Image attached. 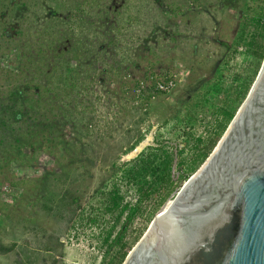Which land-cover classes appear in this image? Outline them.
I'll return each instance as SVG.
<instances>
[{
  "label": "rangeland",
  "instance_id": "rangeland-1",
  "mask_svg": "<svg viewBox=\"0 0 264 264\" xmlns=\"http://www.w3.org/2000/svg\"><path fill=\"white\" fill-rule=\"evenodd\" d=\"M258 15L264 0H22L0 20L1 75L18 72L20 37H68L76 77L48 115L66 125L70 160L40 182L36 177L51 161L25 168L16 187L0 174V264H111L98 232L74 229L76 211L92 201L114 164L137 157L132 153L142 143L143 150L159 141L179 144L182 158L194 155L195 140L206 141L213 131L214 112L234 99L250 73L248 48L236 45V35L241 21L251 24ZM150 73L153 82L175 78L178 84L149 103L137 102L135 85ZM123 191L135 203L133 187L125 183ZM150 205L129 229V243L142 233L134 247L164 206L149 220Z\"/></svg>",
  "mask_w": 264,
  "mask_h": 264
},
{
  "label": "trees",
  "instance_id": "trees-1",
  "mask_svg": "<svg viewBox=\"0 0 264 264\" xmlns=\"http://www.w3.org/2000/svg\"><path fill=\"white\" fill-rule=\"evenodd\" d=\"M21 1L0 0V20L14 11ZM54 12L48 17V23L52 22ZM251 21V24L247 19L241 21L236 35V45L245 44L248 48L252 59L250 73L234 99L214 112L213 131L206 141L201 138L195 140L194 155L190 159L182 158L185 151L179 144L159 141L150 145L134 159L114 164L106 182L94 192L92 201L76 211L72 222L74 229L86 225L98 232V242L107 248L111 264L124 263L134 242L142 235L139 233L135 241L129 243V229L137 219L145 216L150 204L153 207L151 220L155 212L178 191L181 182L187 181L206 161L235 117L238 105L246 99L264 61V15L253 17ZM49 25L45 28L48 33L53 29ZM8 36L12 40L16 38L12 34ZM42 38L46 42L41 41ZM74 48L68 43V37H40L37 41H25L20 37L18 50L22 57L18 72L9 71L5 76L0 74L5 82L0 88V174L14 187L21 184L22 176L18 172L25 168L40 167L45 161H51L44 175L36 177V182H40L52 168L58 169L70 160L64 136L66 125H62L58 118L50 119L48 115L55 111V98L59 95L67 98L71 86L75 85L72 68ZM150 76L151 73L145 80ZM213 91H220L217 84ZM151 99L147 95L144 102L149 103ZM66 107L63 104L62 108ZM125 183L136 192L135 203L126 200Z\"/></svg>",
  "mask_w": 264,
  "mask_h": 264
},
{
  "label": "water",
  "instance_id": "water-1",
  "mask_svg": "<svg viewBox=\"0 0 264 264\" xmlns=\"http://www.w3.org/2000/svg\"><path fill=\"white\" fill-rule=\"evenodd\" d=\"M123 264H264V62L213 152Z\"/></svg>",
  "mask_w": 264,
  "mask_h": 264
},
{
  "label": "built area",
  "instance_id": "built-area-1",
  "mask_svg": "<svg viewBox=\"0 0 264 264\" xmlns=\"http://www.w3.org/2000/svg\"><path fill=\"white\" fill-rule=\"evenodd\" d=\"M149 80L152 82L151 86L148 84ZM149 80H140L134 88V94H136L138 100L137 102L144 101V92H148L147 94H150L151 98H154L158 93L169 94L178 84L175 78L153 82L154 78L150 77Z\"/></svg>",
  "mask_w": 264,
  "mask_h": 264
},
{
  "label": "bare ground",
  "instance_id": "bare-ground-1",
  "mask_svg": "<svg viewBox=\"0 0 264 264\" xmlns=\"http://www.w3.org/2000/svg\"><path fill=\"white\" fill-rule=\"evenodd\" d=\"M144 144H145V143H142L140 146H138V147L133 151L132 155H135V153H136L137 151H139V150L144 146Z\"/></svg>",
  "mask_w": 264,
  "mask_h": 264
},
{
  "label": "flooded vegetation",
  "instance_id": "flooded-vegetation-1",
  "mask_svg": "<svg viewBox=\"0 0 264 264\" xmlns=\"http://www.w3.org/2000/svg\"><path fill=\"white\" fill-rule=\"evenodd\" d=\"M264 62V61H263ZM263 64V63H262ZM262 67V66H261ZM261 70V69H260ZM260 72V71H259Z\"/></svg>",
  "mask_w": 264,
  "mask_h": 264
}]
</instances>
